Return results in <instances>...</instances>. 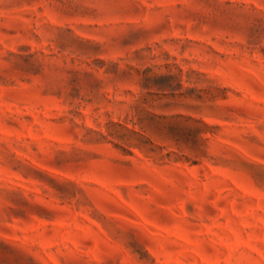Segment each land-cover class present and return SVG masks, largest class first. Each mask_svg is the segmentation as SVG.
I'll return each mask as SVG.
<instances>
[{
  "label": "rangeland",
  "instance_id": "1",
  "mask_svg": "<svg viewBox=\"0 0 264 264\" xmlns=\"http://www.w3.org/2000/svg\"><path fill=\"white\" fill-rule=\"evenodd\" d=\"M0 264H264V0H0Z\"/></svg>",
  "mask_w": 264,
  "mask_h": 264
}]
</instances>
